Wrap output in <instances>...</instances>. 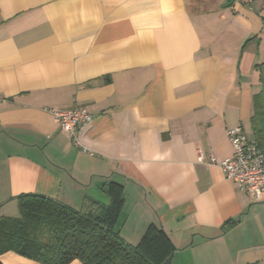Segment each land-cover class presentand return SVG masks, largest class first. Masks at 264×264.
<instances>
[{"label":"crops","instance_id":"crops-1","mask_svg":"<svg viewBox=\"0 0 264 264\" xmlns=\"http://www.w3.org/2000/svg\"><path fill=\"white\" fill-rule=\"evenodd\" d=\"M226 3L0 0V217L18 216L20 195L79 210L116 186L127 243L153 225L171 264H264V201L218 165L228 130L252 139L264 0ZM75 107L92 115L78 135L91 155L47 112Z\"/></svg>","mask_w":264,"mask_h":264},{"label":"trees","instance_id":"trees-1","mask_svg":"<svg viewBox=\"0 0 264 264\" xmlns=\"http://www.w3.org/2000/svg\"><path fill=\"white\" fill-rule=\"evenodd\" d=\"M256 71L251 143L264 154V63ZM107 192V205L87 201L79 210L40 195L18 196V216L0 217V255L12 252L39 264H163L174 255L169 238L153 225L137 245L127 243L117 229L121 190L111 186Z\"/></svg>","mask_w":264,"mask_h":264},{"label":"built area","instance_id":"built-area-1","mask_svg":"<svg viewBox=\"0 0 264 264\" xmlns=\"http://www.w3.org/2000/svg\"><path fill=\"white\" fill-rule=\"evenodd\" d=\"M59 129L67 134L83 153H91L79 141L80 129L92 122V115L84 108L51 109ZM232 155L218 163L225 179L245 191L256 203L264 201V154L248 140L240 127L227 131ZM211 164L215 163L211 158Z\"/></svg>","mask_w":264,"mask_h":264},{"label":"water","instance_id":"water-1","mask_svg":"<svg viewBox=\"0 0 264 264\" xmlns=\"http://www.w3.org/2000/svg\"><path fill=\"white\" fill-rule=\"evenodd\" d=\"M233 2V0H227L226 5H230ZM260 152V151H259ZM173 259V255H170L164 262L163 264H171V261Z\"/></svg>","mask_w":264,"mask_h":264}]
</instances>
